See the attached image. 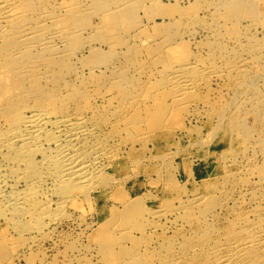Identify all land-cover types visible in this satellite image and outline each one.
Returning <instances> with one entry per match:
<instances>
[{
    "label": "rangeland",
    "instance_id": "rangeland-1",
    "mask_svg": "<svg viewBox=\"0 0 264 264\" xmlns=\"http://www.w3.org/2000/svg\"><path fill=\"white\" fill-rule=\"evenodd\" d=\"M108 1L105 25L96 28L104 24L103 15H96L83 37H77L74 42L83 44L79 51L60 43L63 54H72L69 62L79 61L67 77L84 86L83 81L91 76L90 70L98 74L106 68L110 75L113 63L118 67H129V73L138 77V87L156 96L149 102L153 107L141 109L144 118L148 119L153 112L164 113L159 106L167 105L168 115L175 116L178 125L168 121L171 132L155 138L158 132L152 130V139L141 144L136 138L137 130H124L123 120L118 119L121 109L118 103L114 102L109 109L105 107L102 98L105 95L116 97L117 88L100 89L108 93L95 94L96 97L87 104L89 106L83 109L82 127L86 136L74 142L78 153L81 155L84 151L92 166L102 171L95 186L88 188L68 184L61 189L56 168L51 167L56 158L43 148L45 144L30 158L34 163L41 162L36 166L42 169V176L34 184L27 181L28 175L24 173L30 162L27 155L20 154L11 144L0 150V264H133L136 259L138 264H170L190 241L202 239L207 224L213 225L211 227L218 235L219 227L237 221L236 215L254 210L257 203L252 192H256L255 197L264 199V192L255 187L259 175L264 174V155L259 146L264 139V130L255 131L249 140L240 143L235 156L202 147L204 140L221 122L224 107L231 106L229 112L232 115L224 120L227 124H232V116L241 113L246 128L257 126L255 117L244 112L252 105L250 95H239L234 83L236 78L229 77L226 72H220L224 76L213 75L218 69L213 65L227 60L239 62L240 58L247 60L252 69L262 74L259 90L264 94V0H258L255 11L245 12L241 17L226 15L222 5L226 0ZM118 4L120 8L124 7L123 11H119ZM126 32H132L134 37L125 35ZM219 39L227 44L228 52L214 53L215 59L210 60V48L217 46L215 42ZM166 41L171 44L165 46ZM255 47L257 51H254ZM133 49L139 54L131 53ZM173 50L178 58L186 54L197 55L204 66L203 73L206 72L204 78L199 77L195 88L184 96V107L175 104L160 76V71L174 55ZM94 53L108 54L109 60L101 66L86 61ZM82 56L86 58L80 62L78 57ZM77 67L78 70L73 72ZM93 104L97 105L93 107ZM7 128L0 123V142L1 134ZM44 128L51 134L50 125L46 124ZM145 128L150 129L147 121ZM98 142L99 154H93L89 148L83 150L84 145ZM161 145L176 153L169 168L166 163L153 160L152 153ZM183 148L187 158L182 153ZM95 155H99L97 160ZM183 158L185 162L181 161ZM250 158L254 160L251 162ZM140 159L143 160L136 166ZM128 165L131 168L125 174L121 188L117 189L113 184L97 187L110 171ZM243 167L249 174L243 172L241 176H235L236 169ZM120 177L123 176L118 175L119 181ZM31 185L34 194L26 197ZM225 186L227 188L219 195V190ZM206 191H213L216 195L213 198L217 202L220 200L214 210L218 221L200 222L202 207L180 205L181 201ZM138 193L145 197L147 208L165 212L171 207L177 211L165 215L161 212L157 217L144 211L127 218L121 200ZM153 222L157 228L152 227ZM125 227L131 229L130 238L118 231ZM105 231L109 234L100 238ZM225 238L221 236L215 240ZM101 239L105 242L101 243Z\"/></svg>",
    "mask_w": 264,
    "mask_h": 264
},
{
    "label": "bare ground",
    "instance_id": "bare-ground-1",
    "mask_svg": "<svg viewBox=\"0 0 264 264\" xmlns=\"http://www.w3.org/2000/svg\"><path fill=\"white\" fill-rule=\"evenodd\" d=\"M258 4V0H226L222 3L228 17H241L245 12H253ZM119 5L117 7L121 12L124 7L120 8ZM108 11V0H0V123L5 127L8 126L7 131L1 134L0 150L11 144L18 148L20 154H26L27 159H30L31 156L37 155L36 152L40 151L41 146L45 144L43 148L53 153L56 158L52 161L51 165L53 166L49 165L56 168V179L61 189L68 184L73 187H94L102 173L99 168L95 169L92 166L84 151L81 152V155L78 153L79 149L74 143L77 139L86 136V130L82 127L85 118L83 109L89 106L87 104L96 97L95 94L108 93L101 92L100 89L109 90V86L117 88L116 97L105 95L102 98L106 103L105 107L109 109V106H112L114 102L118 103L121 108L118 119L123 120L124 130H137L139 134L136 138L141 144L149 142L154 132H158L154 136L156 138V136L162 137L165 132L170 131L168 121L172 125H178L175 116L168 115L167 105L159 106L164 109V113L153 112L149 114L148 119L144 118L141 109L153 107L149 102L155 100L156 96L142 91L138 87V77L134 75L135 73H129V67L122 65L118 67L113 63L110 75L106 68L99 71L98 74H93V70H90L91 76L83 81L84 86H80L78 82L67 77L72 73V66H77L79 61L69 62V59H72V54H63L59 47L60 43L69 44L70 49L79 51L83 44L74 43L76 38L83 37V33L87 27H90L89 25L96 15H103L104 22L108 18L106 16ZM104 25L105 22L96 28H101ZM131 33L126 32L125 35H132ZM164 44L166 46L171 43L166 41ZM215 44L217 46L210 48V60L215 59L214 53H225L229 49L222 39L217 40ZM257 50L258 48L255 47L254 51ZM131 53L139 54L134 49L131 50ZM173 53L171 60L160 71V76L163 87L170 90L175 104L179 103L184 107V96L195 88L199 77L204 78L206 72L203 73L204 66L199 63L201 60L197 55L186 54L178 58L175 50ZM84 58L83 56L78 57V60L85 61L82 60ZM106 60H109L108 54L96 53L86 59L91 63H99L100 66L106 63L104 62ZM239 60L241 62L227 60L216 63L213 66L218 69L213 75L224 76L225 74H220L224 71L229 77L236 78L234 83L239 91L237 93L244 96L250 95L252 103L250 108L245 109L244 112L252 114L255 117V125L259 127L246 128L245 121L241 120V113H238L237 117L232 116V124L230 122L227 124L224 120L230 118L227 117L228 115H232L229 112L231 106L224 107L219 119L221 122L204 140L202 147L208 151L212 150V152L223 150L229 154L228 156H235L240 143L249 140L255 131L264 130V116L262 115L264 94L259 90V78L262 77V74L252 69V64L246 62L247 60H242V58ZM134 65H138V63L134 62ZM100 66L96 65L98 69ZM138 69L140 70L139 67ZM77 70L78 67L73 72ZM76 110L82 112H76ZM190 114L193 116L192 112ZM146 121L149 123L150 129L145 128ZM46 124L52 127L51 134L45 132L44 125ZM262 140L259 146L260 152L264 155V139ZM44 142L53 143L46 144ZM85 148L92 150L93 154L100 152L99 142L98 144L84 145L83 150ZM173 148L176 147L173 146ZM174 153L170 147L161 145L156 148L152 156L154 161L161 164L166 163L169 168L172 160L176 157V153ZM182 153L187 158V151L184 148ZM258 154L259 152H257ZM98 158L99 155H95V159ZM185 158L181 161L185 162ZM27 159L26 164L28 163ZM34 159L38 160V158ZM141 160L143 159L137 161L136 166L140 165ZM253 160L254 158H250L251 162ZM43 161L44 157L42 163ZM36 163L30 159L29 165L25 167L24 171L28 175L27 181L31 184H34L37 178L40 179L42 176V169L38 168ZM237 163L241 162L237 161ZM239 166L241 165L239 164ZM91 168L94 170L91 171ZM130 168L131 166L128 165L125 168H116V170L110 171L108 177L98 183L97 187H110L113 184L115 188H121L125 174L129 173ZM243 172L246 175L249 174L244 167L236 169L234 174L241 176ZM118 175L123 176L120 177L121 181L117 178ZM252 175L254 174L252 173ZM255 187L264 192V174L259 175V182ZM30 188L32 189L29 190V194H25L26 197L34 194L33 186L31 185ZM226 188L227 186L221 188L219 195L222 193L221 190ZM255 194V191L252 192V198H255L257 203L254 210L249 214L236 215L234 219L237 221L219 227L218 235L212 229L213 225L207 224V229L202 233V239L190 241L181 254L173 257L170 264H264V199L259 196L255 197ZM215 196L213 191L196 193L185 201H181L180 205L192 208H197L193 207L194 205L202 207L198 218L200 222L211 219L218 221V215L214 210L220 200L217 202V199L213 198ZM121 202L127 218L144 211H148L156 217L161 212L165 215L177 211L171 207L165 212L147 208L145 197L139 193L135 197L124 198ZM17 205L18 202L16 208ZM152 227H158L156 222L152 223ZM118 231L127 238L131 236V229L127 227L120 228ZM106 234L109 233L105 231L100 238ZM221 236L226 238L223 241L215 240ZM104 242L101 239V243ZM133 262V264H138L139 260L136 259Z\"/></svg>",
    "mask_w": 264,
    "mask_h": 264
}]
</instances>
